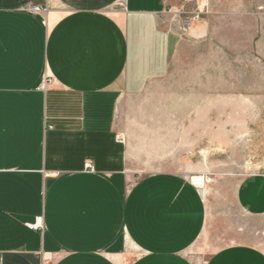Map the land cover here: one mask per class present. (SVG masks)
<instances>
[{"label": "crops", "instance_id": "crops-1", "mask_svg": "<svg viewBox=\"0 0 264 264\" xmlns=\"http://www.w3.org/2000/svg\"><path fill=\"white\" fill-rule=\"evenodd\" d=\"M187 1L0 0V264H197L202 191L173 172L135 178L122 127L195 43L167 17ZM236 200L264 216V173ZM205 264L264 253L229 246Z\"/></svg>", "mask_w": 264, "mask_h": 264}, {"label": "rangeland", "instance_id": "rangeland-1", "mask_svg": "<svg viewBox=\"0 0 264 264\" xmlns=\"http://www.w3.org/2000/svg\"><path fill=\"white\" fill-rule=\"evenodd\" d=\"M167 17L195 43L175 59L165 87L129 107L128 169L135 178L173 172L200 186L206 228L187 253L197 264L235 245L264 253V216L247 215L236 200L250 175L264 173V0H189ZM170 87L180 99L163 95Z\"/></svg>", "mask_w": 264, "mask_h": 264}, {"label": "built area", "instance_id": "built-area-1", "mask_svg": "<svg viewBox=\"0 0 264 264\" xmlns=\"http://www.w3.org/2000/svg\"><path fill=\"white\" fill-rule=\"evenodd\" d=\"M33 11H34V12H45V10H43V9H39V8H34ZM185 20H189V19H185ZM185 26H186L187 30H190V25L187 24V21H186V23H185ZM86 169H87V170H88V169H89V170H93L92 166H90V165H87V166H86ZM192 184H194L195 186H197L198 189L200 188V186H199V185H196V184L194 183V181L192 182ZM204 184H205V183H204ZM202 188H203V187H202ZM28 227H29L30 230H39V229H42L43 225H42V223H41L40 221H37L36 223H33V224L28 225ZM44 264H51V261L45 259V263H44Z\"/></svg>", "mask_w": 264, "mask_h": 264}]
</instances>
